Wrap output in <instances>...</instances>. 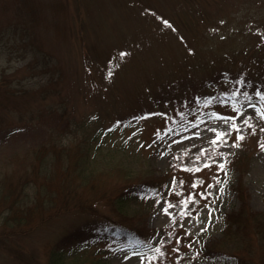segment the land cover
Returning <instances> with one entry per match:
<instances>
[{"label":"rangeland","instance_id":"1","mask_svg":"<svg viewBox=\"0 0 264 264\" xmlns=\"http://www.w3.org/2000/svg\"><path fill=\"white\" fill-rule=\"evenodd\" d=\"M26 18L70 77L71 115L115 128L95 145L90 169L100 219L131 232L69 250L63 264H237L240 234L227 233L226 217L241 206L239 190L264 213V0H0L3 33ZM109 53L117 67L105 73L97 61ZM4 59L2 68L27 63ZM57 117L1 130L0 169L24 162ZM246 233L258 250L257 234ZM50 234L36 243L41 261ZM213 246L220 251L205 255Z\"/></svg>","mask_w":264,"mask_h":264},{"label":"trees","instance_id":"2","mask_svg":"<svg viewBox=\"0 0 264 264\" xmlns=\"http://www.w3.org/2000/svg\"><path fill=\"white\" fill-rule=\"evenodd\" d=\"M21 20L6 25L5 33L0 29V42L9 39L6 48L0 49V61L6 57L9 61L14 55L27 61L22 69L2 68L0 64V131L17 122L35 125L45 114L58 116L59 123L47 128L42 140L26 151L24 162L18 164L19 156L0 169V259L14 264H63L62 257L69 250L131 235L111 218L100 219L93 186L98 178L90 169L95 145L115 128L105 127L97 115H71L63 94L65 79L70 77L58 57L45 49L39 25L27 18ZM97 62L105 73L108 67H117L110 53ZM249 87L260 89L255 82ZM203 99L199 101H211ZM240 102L242 99L236 103ZM66 138L76 147L70 149ZM239 197L240 208L226 217L227 233L238 231L241 240L240 250L232 254L237 264H264V213L251 209L245 190H239ZM121 199L113 201L118 204ZM247 230L257 234L258 250L253 248ZM49 233L54 234V240L44 246L47 259L41 261L36 243ZM220 246L206 248L204 254L212 257Z\"/></svg>","mask_w":264,"mask_h":264},{"label":"snow or ice","instance_id":"3","mask_svg":"<svg viewBox=\"0 0 264 264\" xmlns=\"http://www.w3.org/2000/svg\"><path fill=\"white\" fill-rule=\"evenodd\" d=\"M165 23H167L165 21ZM125 54L124 53H121V56L123 57ZM109 75H111V73H109ZM261 99L264 100V96H261ZM252 107H255V105H252ZM261 117L264 118V111L261 112ZM226 119V122L228 119H233V118H224ZM245 123H247V120L244 121ZM233 128H236L237 131H239V129L237 128V126L235 124L232 125ZM264 130V129H262ZM212 131H215V129H212ZM228 135V133H223V132H220V133H217V141H221V142H225L223 141V137ZM238 140H243L244 137L243 136H239L237 137ZM217 141H213V143H216ZM233 146H237L238 145H233ZM261 149L264 150V144H261ZM207 166V165H206ZM220 168L223 169V165H220ZM200 169L197 168L196 171H199ZM191 199V198H190ZM189 201H184L183 203H188ZM168 207H173V205L169 204ZM165 212H167V208L165 209ZM183 215V213H182Z\"/></svg>","mask_w":264,"mask_h":264}]
</instances>
